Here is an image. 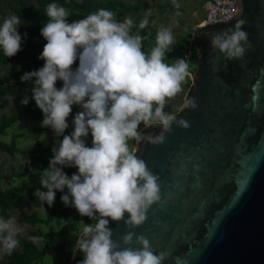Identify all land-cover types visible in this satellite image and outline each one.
I'll return each mask as SVG.
<instances>
[{"label": "clouds", "instance_id": "1", "mask_svg": "<svg viewBox=\"0 0 264 264\" xmlns=\"http://www.w3.org/2000/svg\"><path fill=\"white\" fill-rule=\"evenodd\" d=\"M173 3L180 7L175 0ZM151 14V9L144 13L139 29L148 26ZM69 15L63 6L46 5L48 19L40 32L46 41L40 56L44 65L21 77L22 82H35L32 99L43 114L41 127L63 136L52 148L48 168L40 174V185L46 191L37 190L34 195L42 207L51 206L56 191L67 189L61 202L95 221L89 225L80 222L83 227L74 246V251L84 254L80 264H163L166 252L155 253L148 239L134 231L122 235L118 243L112 239L109 224L123 220L127 228L135 229L146 221L151 206L159 205L160 178L133 152L130 142L160 145L173 124L189 128L188 121L164 111L183 91L189 76L188 58L166 62V54L175 46L171 28L161 27L155 47L146 53L142 50L145 37L132 31L131 17L121 22L113 11L100 8L69 24ZM244 23L239 20L234 27L211 36L210 47L225 61L243 60L251 47L242 30ZM21 24L17 14L8 15L0 24V49L5 57H14L21 50L22 37L17 31ZM57 81H62L59 89ZM28 102L26 96L21 104ZM73 105L82 111L72 121L71 134L63 135ZM189 108H197L195 98L185 99L177 111ZM142 124L145 128L158 126L161 131L145 135L139 131ZM89 134L90 147L84 139ZM64 167H74L77 172L69 177L62 171ZM195 170L199 168L195 166ZM195 179L193 186L199 189V177ZM17 231L14 218H0V252L11 255L17 248ZM134 237L138 248L131 247Z\"/></svg>", "mask_w": 264, "mask_h": 264}, {"label": "water", "instance_id": "2", "mask_svg": "<svg viewBox=\"0 0 264 264\" xmlns=\"http://www.w3.org/2000/svg\"><path fill=\"white\" fill-rule=\"evenodd\" d=\"M234 1L233 17L194 34L198 62L187 99L197 108L176 115L189 128L173 124L160 145L135 142L134 153L160 178L159 205L135 229L109 224L118 243L134 231L166 252L163 264H264V0ZM239 20L251 47L243 60L225 61L211 36ZM131 247H139L135 237ZM83 259L77 251L70 264Z\"/></svg>", "mask_w": 264, "mask_h": 264}, {"label": "rangeland", "instance_id": "3", "mask_svg": "<svg viewBox=\"0 0 264 264\" xmlns=\"http://www.w3.org/2000/svg\"><path fill=\"white\" fill-rule=\"evenodd\" d=\"M16 1L0 0V24L8 15L14 14ZM26 1L32 7L37 0ZM48 1V4L56 3L72 12L73 21L83 19L100 8L113 11L121 22L125 17H131L134 21L132 31L145 37L142 50L146 53L155 47L158 30L161 27L171 28L175 46L166 54V62L172 63V60L182 58L189 32L202 18L201 5L205 0H175L180 5L178 9L173 0H76L75 5H67L59 0ZM148 9L152 13L148 17V26L141 30L139 23ZM35 20L38 18L35 17ZM17 31L22 41L39 44L41 56L46 41L27 37L21 27ZM0 51L3 53L2 49ZM197 53L194 52L188 60L189 76L182 85L183 91L168 102L165 112L175 115L181 112L177 109L187 99L192 87L197 70ZM77 66L78 61L73 64V70ZM32 70V66L18 53L0 60V218H14L18 230L16 239L19 241L11 255L0 252V264H70L76 254V239L80 237L83 227L80 222L89 225L95 221L81 217L71 204L65 206L61 202L60 197L67 193V189L56 191L51 206L44 204L42 207L39 198L34 195L37 190L46 191L40 185V174L48 168L53 156L52 148L58 145L63 136L57 137L50 128L41 127L43 114L32 99L35 82L21 81V77ZM56 87L61 88L62 81H57ZM26 96L29 102L25 106L21 101ZM80 111L82 108L79 105L72 106L67 118L69 127L63 135L71 134L72 121ZM144 129L142 124L139 131ZM84 139L86 146L90 147L91 135ZM130 146L134 152L135 141H131ZM62 171L71 177L77 169L64 167Z\"/></svg>", "mask_w": 264, "mask_h": 264}, {"label": "trees", "instance_id": "4", "mask_svg": "<svg viewBox=\"0 0 264 264\" xmlns=\"http://www.w3.org/2000/svg\"><path fill=\"white\" fill-rule=\"evenodd\" d=\"M48 0H37L34 6H29L26 0H17V8L14 10V14L20 16L22 20L21 29L26 34L27 37L33 39H43L40 35L41 29L45 22H47L46 17V5ZM67 5L77 4L76 0H59ZM91 2H88L90 4ZM69 17L67 18V23H72L73 14L69 12ZM35 17L38 20H35ZM195 53L198 52V49L195 48ZM18 56L24 58L33 68L32 71L39 70L43 67V62L40 59V46L38 43H28L26 41L21 42V50L18 52ZM4 59L3 53L0 51V60ZM177 115V114H176ZM148 128L142 130L141 132L146 131ZM78 251V250H77ZM76 251V253H77ZM76 255V254H75ZM74 255V256H75Z\"/></svg>", "mask_w": 264, "mask_h": 264}, {"label": "built area", "instance_id": "5", "mask_svg": "<svg viewBox=\"0 0 264 264\" xmlns=\"http://www.w3.org/2000/svg\"><path fill=\"white\" fill-rule=\"evenodd\" d=\"M202 18L199 23L189 32L182 49V58L187 57L190 60L194 55L195 40L194 34L199 28L205 25H211L217 22H226L236 13L234 0H205L201 5Z\"/></svg>", "mask_w": 264, "mask_h": 264}, {"label": "flooded vegetation", "instance_id": "6", "mask_svg": "<svg viewBox=\"0 0 264 264\" xmlns=\"http://www.w3.org/2000/svg\"><path fill=\"white\" fill-rule=\"evenodd\" d=\"M198 54V53H197ZM197 62H198V59H197Z\"/></svg>", "mask_w": 264, "mask_h": 264}]
</instances>
